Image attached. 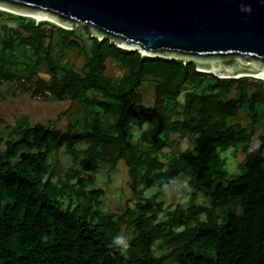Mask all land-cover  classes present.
Here are the masks:
<instances>
[{
    "label": "trees",
    "instance_id": "obj_1",
    "mask_svg": "<svg viewBox=\"0 0 264 264\" xmlns=\"http://www.w3.org/2000/svg\"><path fill=\"white\" fill-rule=\"evenodd\" d=\"M30 20L20 30L5 26L0 58L10 46H26L35 56L30 76L44 64L47 74L62 73L51 87L56 98L102 95L97 104L108 125L96 113L81 134L27 126L0 138V264H264V133L256 131L264 115V81L218 78L196 71L192 62L148 57L90 34L86 45L73 28L44 21L49 31ZM55 39L64 50H87L81 71L60 69ZM107 60L123 69L113 87L102 75ZM0 64V80H8L10 72ZM149 82L153 96L145 101L142 89ZM135 128L142 132L133 142ZM185 134L193 147L172 151L164 170L159 156L175 144L166 139ZM78 144L86 145L82 155L74 149ZM61 148L75 156L79 174L124 162L131 197L114 212L102 211L109 198L87 189L90 179L50 181L48 156ZM230 148L244 155L234 176L225 174L221 156ZM180 176L189 178V191L165 209L158 200L162 189ZM152 187L158 191L145 197ZM199 197L205 204L196 203Z\"/></svg>",
    "mask_w": 264,
    "mask_h": 264
},
{
    "label": "water",
    "instance_id": "obj_2",
    "mask_svg": "<svg viewBox=\"0 0 264 264\" xmlns=\"http://www.w3.org/2000/svg\"><path fill=\"white\" fill-rule=\"evenodd\" d=\"M0 8L66 29L83 24L93 38L218 78L264 81V0H0Z\"/></svg>",
    "mask_w": 264,
    "mask_h": 264
},
{
    "label": "crops",
    "instance_id": "obj_3",
    "mask_svg": "<svg viewBox=\"0 0 264 264\" xmlns=\"http://www.w3.org/2000/svg\"><path fill=\"white\" fill-rule=\"evenodd\" d=\"M55 40L54 52L58 55L62 54L60 62L62 68L81 71L89 60L87 50L84 51L75 48L64 50L61 45L57 44L58 40ZM86 45H89V41ZM22 47L27 49L26 46ZM30 63L32 64L31 61ZM106 66L105 75L109 77L113 76L114 83L119 82L122 77V67L110 60H107ZM29 74L22 71V69L16 68L14 71L10 70L11 76L8 80H0V138L6 140L9 135L13 134V130L17 132L20 128L27 126L52 128L60 134H66L70 131L75 134H81L87 128L88 124L92 123L93 115L96 113L100 115L103 126L105 128L107 127L108 119L103 116V110L97 104V102L102 103L104 101L102 95L88 92L84 101L72 99L69 96L56 98L51 93V87L57 78L62 77L61 71H58L56 77H53L46 73V68L43 64L37 73H34L32 76ZM45 91H49L51 96L45 97ZM174 146H178V143L176 142ZM85 148V144L74 146V149L79 155H82ZM60 152H63L62 157H60ZM65 157L73 162L72 167L67 169L63 168L62 159ZM81 157H78L79 160ZM74 161L75 156L67 154L64 148L49 154L50 181L58 183L62 180L61 182L65 184L66 177L70 175L73 178H70L69 185L76 184L78 178L85 176V173H78V171L80 172V166ZM68 166L66 165L65 167ZM118 168L123 171L125 176L126 169L124 162L119 161ZM91 184L93 185L92 181ZM92 185L87 189H96L91 188Z\"/></svg>",
    "mask_w": 264,
    "mask_h": 264
},
{
    "label": "rangeland",
    "instance_id": "obj_4",
    "mask_svg": "<svg viewBox=\"0 0 264 264\" xmlns=\"http://www.w3.org/2000/svg\"><path fill=\"white\" fill-rule=\"evenodd\" d=\"M5 13H7V12H5ZM5 13H0V36H3V33L7 34L8 31L6 29H4L5 26L11 27V28L16 30L20 26L21 23L24 25H27L29 22H32L28 18V16H20L17 14L12 16V14H9V13L5 14ZM20 17H22V18H20ZM36 23H37V21H36ZM40 25H42L41 26L42 28L48 29L49 31L53 30L52 26L46 25L44 23L43 24L40 23ZM73 29H74L73 34L77 38H79L81 41H83L85 44H87L88 40H89L88 39V34H89L88 27L86 25H83V24H78V25L73 26ZM96 39H97V41L101 40L99 38H96ZM54 55H55L54 52H52L50 54L51 57H53ZM34 58H35V56L33 55V52L31 53L29 50L24 49L22 46H20V47L10 46L5 53V56L3 57L4 60H2L0 58V63H1V61L5 62V68L4 69L7 72H10V70L14 71L17 68V69H22V71L29 74L32 71V64L30 63V61H31V59H34ZM59 67H60V69L62 68L61 65H59ZM121 72L123 73V69L121 70ZM104 74L105 73H103L102 75H104ZM101 78H102V76H101ZM113 78L114 77L112 76V77H109V79H105L106 84L109 87L111 85H112V87H113V85H115ZM248 82L257 83V80L248 81ZM208 84H210V82L206 81L205 85H208ZM115 88L118 89L117 86ZM150 89H152V83H150V82L147 83V85H144V87L142 89V93L145 94V97H144L145 101H147L150 97L153 96V91ZM180 100H182V99L180 98ZM260 120H261V124L256 126V131H257V133H264V115L260 116ZM247 122H248L247 119L244 116H242L243 125L247 124ZM10 131L12 132V130H10ZM141 132H142L141 128L140 129H138V128L134 129L133 142H135L137 140V137L140 135ZM167 141H171L174 143L177 142L178 146L166 147L162 150L159 158L165 164L164 170H166L168 168V157L172 151L173 152L177 151V150L182 151V150L193 147V141L189 137V134H185L183 136L173 135V136H171L170 139H166V142ZM164 154H166V156H163ZM62 156H63V152H60V157H62ZM221 156L224 159V172H225V174L227 176H234V175L239 174V172H240L239 164L241 163V161L243 160V157H244V155L240 152V150L239 149L234 150V149L230 148L226 152L222 153ZM62 164H63V168L67 169V168L72 167L71 165H73V162L70 161L67 157H65L62 159ZM69 164H70V166H68ZM66 165L68 167H65ZM112 165L113 164H109V163L101 164V165H99V168L97 170H94V171L90 172L88 175L86 174L85 176H83L87 180L90 179L93 182V185L91 186V188L103 190L104 196L106 198H109V200H107L106 202L104 201V203H102V205L100 206V209L102 211H106V210L110 209L112 212H114V206L118 207L119 204H123V201H125L131 197V191L129 190L127 182L126 181L124 182L125 179H124L123 171L121 169H119L118 166L117 167L115 166L112 168ZM188 180H189L188 177L180 176V177L176 178L171 184L165 186L162 189V193H161L158 200L163 201L165 209L167 206H169L173 202L179 201V198H182V197H180V195H182V196L184 194L187 195V192L189 191L188 190ZM157 191H158L157 187H152L151 189L145 191L144 196L150 197L151 195H153ZM196 203L197 204H205V200L203 198L199 197L197 199ZM172 209H174V208L172 207L171 210ZM158 218L164 219L163 214H161ZM201 218H203V216H201ZM128 235H129V233L125 234L126 237ZM159 243H160V241H157L154 244V250H155L156 256H160V254L162 252V250L158 249Z\"/></svg>",
    "mask_w": 264,
    "mask_h": 264
},
{
    "label": "bare ground",
    "instance_id": "obj_5",
    "mask_svg": "<svg viewBox=\"0 0 264 264\" xmlns=\"http://www.w3.org/2000/svg\"><path fill=\"white\" fill-rule=\"evenodd\" d=\"M0 10L5 11V12H8V13H12V12L7 11V10L2 9V8H0ZM3 13H4V12H3ZM14 14H15V13H14ZM21 16H27V15H21ZM30 17H32V18L35 19L36 21H42V22H44L43 20H46V19H41V18H37V17H33V16H30ZM48 21H49V20H48Z\"/></svg>",
    "mask_w": 264,
    "mask_h": 264
},
{
    "label": "clouds",
    "instance_id": "obj_6",
    "mask_svg": "<svg viewBox=\"0 0 264 264\" xmlns=\"http://www.w3.org/2000/svg\"><path fill=\"white\" fill-rule=\"evenodd\" d=\"M29 19H32L35 23H36V20L35 19H33V18H29ZM43 21H47V20H43ZM40 22H42V21H40ZM64 29H66V28H64ZM102 40V39H101ZM259 80V79H258ZM262 81V80H261ZM119 243H121V244H124V247L126 248L127 247V245H126V243L123 241V240H120V241H118Z\"/></svg>",
    "mask_w": 264,
    "mask_h": 264
},
{
    "label": "built area",
    "instance_id": "obj_7",
    "mask_svg": "<svg viewBox=\"0 0 264 264\" xmlns=\"http://www.w3.org/2000/svg\"><path fill=\"white\" fill-rule=\"evenodd\" d=\"M40 21H37V23L36 24H38ZM42 28V27H41ZM42 29H44V28H42ZM46 30H48V29H46ZM44 96L45 97H50L51 96V93L49 92V91H45L44 92Z\"/></svg>",
    "mask_w": 264,
    "mask_h": 264
}]
</instances>
